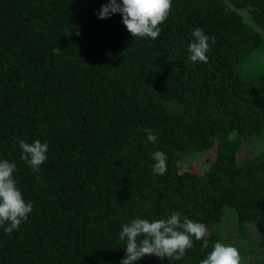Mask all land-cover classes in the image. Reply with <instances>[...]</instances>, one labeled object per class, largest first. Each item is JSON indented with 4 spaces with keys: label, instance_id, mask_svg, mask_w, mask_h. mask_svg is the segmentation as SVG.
I'll list each match as a JSON object with an SVG mask.
<instances>
[{
    "label": "trees",
    "instance_id": "16d2710c",
    "mask_svg": "<svg viewBox=\"0 0 264 264\" xmlns=\"http://www.w3.org/2000/svg\"><path fill=\"white\" fill-rule=\"evenodd\" d=\"M106 3L0 0V160L33 205L10 236L0 226V264H120L124 224L174 212L205 225L208 248L134 264H200L216 242L263 264L264 69L245 63L264 50V0H172L155 40L132 37L120 13L98 18ZM196 28L215 37L207 63L188 59ZM37 139L38 173L19 148ZM211 150L201 171L184 167Z\"/></svg>",
    "mask_w": 264,
    "mask_h": 264
},
{
    "label": "clouds",
    "instance_id": "9594fccd",
    "mask_svg": "<svg viewBox=\"0 0 264 264\" xmlns=\"http://www.w3.org/2000/svg\"><path fill=\"white\" fill-rule=\"evenodd\" d=\"M172 7V0H108L98 11L100 19L109 18L115 13L122 15V23L134 38L159 37L160 25L167 19ZM79 35V31L75 33ZM66 35H72L68 31ZM193 42L188 45V59L194 63H207L206 53L210 50L209 41L215 42L214 36L206 35L202 29L196 28ZM53 53L60 54V47L53 48ZM149 142L155 144L157 136L145 129ZM20 160L24 161L34 172H39L47 160L48 144L39 139L32 143L19 141ZM154 171L164 175L167 170V157L163 151L156 150L150 154ZM16 163L7 159L0 160V226L9 236L18 230L22 222L27 221L33 210L31 202H25L17 187L14 173ZM39 179V176L36 177ZM208 231L203 223L184 218L181 222L179 213H172L167 219L136 218L122 226L119 239L126 241V252L120 264H134L146 257L155 256L161 260H181L187 250L195 247L194 241H203L201 250L208 248ZM142 237V239H140ZM200 264H241L240 253L236 247L216 242L207 257Z\"/></svg>",
    "mask_w": 264,
    "mask_h": 264
},
{
    "label": "rangeland",
    "instance_id": "374dc122",
    "mask_svg": "<svg viewBox=\"0 0 264 264\" xmlns=\"http://www.w3.org/2000/svg\"><path fill=\"white\" fill-rule=\"evenodd\" d=\"M245 66L248 67L247 71H256L259 69H264V50L261 52L254 53L252 58L248 62L245 63ZM249 149L251 150V153L246 149L239 157L242 159V157L245 158V157L252 156L253 155V149H252V147H249ZM213 157H214V152H213V150H211V151L205 152L203 154H199L198 156L194 157L193 159L187 158L185 160L187 162V165L185 164L184 167L190 168L192 171L198 170L197 172H199V171H201L202 166L204 165V167H206L207 162H209L208 160H212ZM224 220H226L225 222H228V225H226L224 228L226 230V234H229V231L233 230L232 228H230L231 225L237 227L236 211L231 210L230 208H227L226 215L224 216ZM225 222H223V223H225ZM223 223L221 225H223ZM221 225H220V228H222ZM251 232H253V230H251ZM250 234L251 233L249 232V235H247V236L244 235L246 237V239H248V236H250ZM244 240L245 239H240L241 242H243ZM255 248L256 249L254 250V252H256L258 249H260V248L257 249V246ZM251 249H252V247H251ZM245 258H246V261L248 262V264L252 263L248 257H245ZM262 261L264 262V254H262ZM247 262H246V264H247Z\"/></svg>",
    "mask_w": 264,
    "mask_h": 264
}]
</instances>
